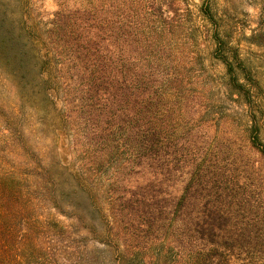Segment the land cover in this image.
Listing matches in <instances>:
<instances>
[{
	"label": "trees",
	"instance_id": "trees-1",
	"mask_svg": "<svg viewBox=\"0 0 264 264\" xmlns=\"http://www.w3.org/2000/svg\"><path fill=\"white\" fill-rule=\"evenodd\" d=\"M141 2L58 0L43 17L0 0V264H264V197L232 139L203 129L195 26L174 0ZM213 38L264 158L239 56Z\"/></svg>",
	"mask_w": 264,
	"mask_h": 264
},
{
	"label": "rangeland",
	"instance_id": "rangeland-1",
	"mask_svg": "<svg viewBox=\"0 0 264 264\" xmlns=\"http://www.w3.org/2000/svg\"><path fill=\"white\" fill-rule=\"evenodd\" d=\"M58 0H33L35 8L48 17L50 12L57 7ZM151 0H142L139 4H150ZM183 11L182 17H176L186 24L190 21L195 26L193 39L194 45L190 49L198 56V64L193 65L196 73V83L193 85L199 94V101L203 111L202 120L205 121L203 129L209 135L220 141V138L230 137L233 148L239 150L235 155L237 161L246 167L245 182L252 193L264 197V158L256 151L248 149L246 110L247 106L236 94L224 95L223 89L227 82L225 65L219 58L218 46L215 44L213 32L215 30L226 45L224 53L231 54L236 51L239 61L233 64L239 75V80L244 82L255 94L254 105L260 121V137L264 143V0H174ZM209 6L214 20H209L202 12ZM139 12L138 14H136ZM125 8L117 3V21H126ZM133 19L149 21L150 15H142V9L134 5L131 14ZM138 15V16H137ZM45 19V18H44ZM214 21V22H213ZM260 34V35H259ZM254 35V37H252ZM263 35V36H262ZM245 145V147L243 146ZM174 181V180H173ZM175 193L180 189V179L173 184ZM232 264H246L244 253L236 251Z\"/></svg>",
	"mask_w": 264,
	"mask_h": 264
}]
</instances>
